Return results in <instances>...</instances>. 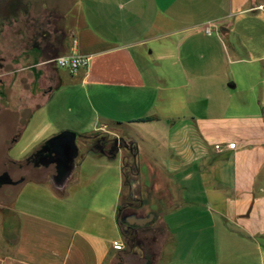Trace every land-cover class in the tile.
<instances>
[{"label": "crops", "instance_id": "obj_1", "mask_svg": "<svg viewBox=\"0 0 264 264\" xmlns=\"http://www.w3.org/2000/svg\"><path fill=\"white\" fill-rule=\"evenodd\" d=\"M66 1L60 47L24 41L0 68V172L8 157L37 169L2 208L0 264H145L138 246L113 252L125 194L155 215L141 235L162 226L150 264H264V0ZM1 36L5 51L22 38ZM75 53L89 57L76 74L40 65ZM109 127L131 142L128 176L124 150L77 141ZM64 130L79 152L56 185L35 153Z\"/></svg>", "mask_w": 264, "mask_h": 264}, {"label": "flooded vegetation", "instance_id": "obj_2", "mask_svg": "<svg viewBox=\"0 0 264 264\" xmlns=\"http://www.w3.org/2000/svg\"><path fill=\"white\" fill-rule=\"evenodd\" d=\"M66 2V0H0V32L5 28L11 35H22L21 39L19 38L11 42V51L0 49V68L12 70V67L7 62L11 57L16 55L17 50L22 49L24 41L28 45L41 48L44 52L53 54L65 38L63 10ZM50 60H44L40 65L55 67ZM52 79L50 75L47 77L48 86L45 92L53 89V85L51 84ZM98 138H96L95 146L106 151L116 152L118 150H127L128 148V144L123 137L119 139L116 137L106 138V135H101ZM37 156H44L47 160L53 155L47 156V153L44 152V154ZM7 175L8 172L6 170L0 172V189L4 186L3 181L7 180L6 177L9 176ZM21 179L22 177H19L17 180L10 178L13 182ZM10 186L14 187L16 185ZM149 214H140L139 206L133 207L129 205H125L120 212L121 222H127L126 224H122L127 240L143 248L148 245L149 241L140 235L150 225L138 227L135 225V222L139 216L146 217ZM132 223L133 225H131Z\"/></svg>", "mask_w": 264, "mask_h": 264}, {"label": "rangeland", "instance_id": "obj_3", "mask_svg": "<svg viewBox=\"0 0 264 264\" xmlns=\"http://www.w3.org/2000/svg\"><path fill=\"white\" fill-rule=\"evenodd\" d=\"M3 36H1V32H0V49H3ZM201 101H205L204 98L201 100ZM161 130V129H160ZM66 131V130H64ZM102 134H99V135H94L92 137H95L97 139H99L98 137H100L101 135H106V138H113V137H116V138H120L121 137H126V133H125V130L124 129H116L114 127H109L108 129L106 130H103L101 131ZM61 133V132H60ZM2 134H3V131L0 130V162L3 160V156H2V152L5 150L4 147L2 148V145H1V139H2ZM156 136H157V139L156 140H159L160 138H162V133H160V135L158 136V132L156 133ZM83 138H86V137H82L80 139H78L77 141L80 142V140H83ZM90 138V137H88ZM125 139V138H124ZM127 144H128V148L127 150H124L125 153H126V160H125V164H124V169H125V175L128 176L130 175L131 173H133L135 170V167L133 165H131L130 163V159H131V154L130 153V150H131V142L130 140H127L125 139ZM82 142V141H81ZM85 143V142H83ZM92 145H95L96 143V139L93 140V142H91ZM85 144H88V143H85ZM91 145V146H92ZM90 146V147H91ZM28 149H29V146H27V142L26 141H21L13 150H11V156L12 154L15 155V156H19L18 159H20L21 161L24 162L25 158H28L29 154H28ZM26 152V153H24ZM7 161H10V162H7L6 163V167H5V170L8 172V174H16V177L19 175V174H22V181L25 180V179H28V177L30 176V174H32L34 171H36L37 169L35 168H28L26 166H24V164H14L13 161L8 157ZM18 166H22V167H19ZM19 177H17L15 180H17ZM20 181V180H19ZM21 181V183H22ZM17 184L16 186H3L2 189H0V218H1V212H2V208L7 205V204H10L11 201H12V198L15 194V191L18 189V187H20V184ZM122 206H125V205H129V206H133V207H136V206H140V203H139V200H135L132 198L131 195L129 194H125L123 196V201H122ZM9 206V205H7ZM126 211V210H125ZM128 211V210H127ZM152 212L150 210H139V213L140 214H145V212ZM8 213V212H6ZM6 219H10L12 220L13 218H15L13 215H7L5 217ZM119 221L121 223V220H120V214H119ZM121 227L123 229V225L121 223ZM161 226L160 223H156L155 226H153L152 228H149L146 232H147V235H140L142 236L143 238L145 239H148L149 243L148 245L150 244V241L151 239L153 238L154 235H157L159 233L160 236H162L161 234V229H159ZM158 231V232H157ZM160 238V237H159ZM161 239V238H160ZM162 240V239H161ZM161 240H160V244H161ZM161 249H163V256L162 258L160 259V261H164L165 259V256L167 255V253H170L171 252V247H170V244L168 245H164ZM133 251V248L131 246H127L126 245V239H124V242H123V247L120 245L119 248L115 249L113 252L114 253H117L120 254V253H125L126 251ZM116 256V255H115ZM112 260H109L111 261L110 264H112V262L114 261L113 258H111ZM109 264V262L107 263ZM114 264H123V259L121 258L120 260H117L116 263Z\"/></svg>", "mask_w": 264, "mask_h": 264}, {"label": "water", "instance_id": "obj_4", "mask_svg": "<svg viewBox=\"0 0 264 264\" xmlns=\"http://www.w3.org/2000/svg\"><path fill=\"white\" fill-rule=\"evenodd\" d=\"M77 135L71 131H62L61 133L48 139L42 147L35 153V155L47 153L51 158L45 161V165L53 164L55 167V175L53 181L56 185H60L68 177L74 167V160L78 155ZM45 158V157H44ZM8 176V175H7ZM3 184L17 185L21 181L13 182L9 176ZM155 219V215L150 213L146 217L136 218L135 225L144 227L149 225ZM122 224L127 222L122 221ZM133 225V223L131 224Z\"/></svg>", "mask_w": 264, "mask_h": 264}, {"label": "built area", "instance_id": "obj_5", "mask_svg": "<svg viewBox=\"0 0 264 264\" xmlns=\"http://www.w3.org/2000/svg\"><path fill=\"white\" fill-rule=\"evenodd\" d=\"M206 34H210L208 28L205 29ZM55 67L59 69H64L69 74H76L81 69L87 68L89 64V57L81 54H70V55H61L57 56L50 60Z\"/></svg>", "mask_w": 264, "mask_h": 264}, {"label": "trees", "instance_id": "obj_6", "mask_svg": "<svg viewBox=\"0 0 264 264\" xmlns=\"http://www.w3.org/2000/svg\"><path fill=\"white\" fill-rule=\"evenodd\" d=\"M81 138H82V137H81ZM83 139L91 140V139H96V138L94 137V138H83ZM123 208H124V206L121 205V206L118 208V211L121 212V211L123 210ZM118 221H119V216H118ZM119 223H120V221H119ZM120 225H121V223H120ZM121 231H122V234H123L124 239H126V245H127V246H131L132 248L138 246V245H136V243H134V242H132V241H130V240H127V238H126V236H125V234H124V232H123L122 227H121ZM138 248H140L141 250L144 251V254H145V264H150V263H151V255H152V254H147V250L150 251V250H151V246H150V245H147V246L144 247V248H143L142 246H138ZM151 253H152V252H151ZM129 254H131V251H126V252H125V255H129Z\"/></svg>", "mask_w": 264, "mask_h": 264}]
</instances>
